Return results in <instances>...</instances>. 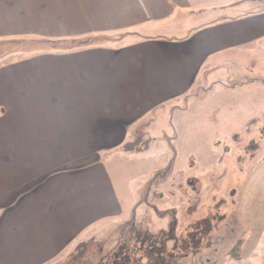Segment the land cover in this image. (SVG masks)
Returning <instances> with one entry per match:
<instances>
[{"label":"crops","instance_id":"obj_1","mask_svg":"<svg viewBox=\"0 0 264 264\" xmlns=\"http://www.w3.org/2000/svg\"><path fill=\"white\" fill-rule=\"evenodd\" d=\"M194 14L206 22L178 38ZM19 39L49 49L0 66V264H53L125 213L102 155L150 137L195 87L262 67L264 0H0V44ZM243 91L230 145L264 118V89ZM256 223L247 260L214 264H264L262 210Z\"/></svg>","mask_w":264,"mask_h":264},{"label":"rangeland","instance_id":"obj_2","mask_svg":"<svg viewBox=\"0 0 264 264\" xmlns=\"http://www.w3.org/2000/svg\"><path fill=\"white\" fill-rule=\"evenodd\" d=\"M205 20L204 15H189L184 18L183 31L178 25L176 36L181 38ZM45 49L49 46L30 39L2 43L0 66ZM261 65L254 75L232 73L210 92L195 87L174 112L169 108L156 112L162 117V127L151 129L150 137L124 145L119 154L102 155L125 213L99 226L97 233L89 231L52 263L113 264V254H120L124 246L131 251L133 264H146L147 257L152 264H214L237 247L247 260L254 252L256 233L261 231L256 217L261 210L264 213V136L258 135L264 132V118L257 127L245 129V144H238L240 136L233 135L236 144L231 145L226 143L230 137L227 119L244 123L239 96L246 89H264ZM169 129L176 139L167 142L164 135L160 140L161 132ZM253 137L257 139L254 149L250 146ZM167 151H175L171 161ZM218 213L224 218L217 219ZM178 242L174 259L169 261L166 255ZM141 256L143 260L138 261Z\"/></svg>","mask_w":264,"mask_h":264},{"label":"trees","instance_id":"obj_3","mask_svg":"<svg viewBox=\"0 0 264 264\" xmlns=\"http://www.w3.org/2000/svg\"><path fill=\"white\" fill-rule=\"evenodd\" d=\"M144 237L147 238L148 236H144ZM153 238L154 237L151 236V239H153ZM143 240H146V239H143ZM175 250H176V248L173 249L172 253H169V254L167 253L168 255H166V256L169 258V261H171L172 259H174ZM239 252H240V247L239 248L237 247L236 249H234L232 251L233 257L239 258L240 257ZM163 253L164 252L160 253V255L158 254V256H159L160 259H162V254ZM147 258H148V263H146V264H152V261L150 263V258L149 257H147ZM139 259L140 260L141 259L143 260V256H141V258L139 257L137 260L139 261ZM118 262H120L121 264H133V258H132V255H131V251L129 249L125 248V246L120 251V254H119V252L113 254V262L112 263L113 264H118ZM136 264H142V261H139Z\"/></svg>","mask_w":264,"mask_h":264}]
</instances>
